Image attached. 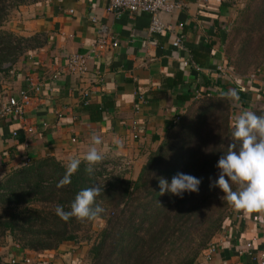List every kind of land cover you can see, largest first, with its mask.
<instances>
[{
    "label": "crops",
    "instance_id": "obj_1",
    "mask_svg": "<svg viewBox=\"0 0 264 264\" xmlns=\"http://www.w3.org/2000/svg\"><path fill=\"white\" fill-rule=\"evenodd\" d=\"M176 1L179 7L173 12L159 13L171 27L161 34L148 32L149 13L107 10L109 0H32L10 10L1 28L33 39L4 65L9 68L0 74V102L28 89L32 99L24 124L33 130H24L12 115L0 118V180L23 167L26 157L32 162L53 156L66 165L72 157L82 160L93 133L102 140L97 148L105 159H128L140 168L193 103L196 90L224 95L235 89V116L264 109V67L232 74L226 55L237 0ZM178 35L179 48L172 45ZM99 38L114 39L117 45L96 48ZM77 53L86 59L83 74L68 69V59ZM218 66L231 69L230 76L223 77ZM37 83L39 92L30 88ZM138 95L142 99L135 111ZM255 215L262 222L254 221ZM88 248L64 242L55 249L22 251L6 238L0 242V257L8 264H82ZM208 249L212 252L194 264H257L264 252V213L229 205Z\"/></svg>",
    "mask_w": 264,
    "mask_h": 264
},
{
    "label": "trees",
    "instance_id": "obj_2",
    "mask_svg": "<svg viewBox=\"0 0 264 264\" xmlns=\"http://www.w3.org/2000/svg\"><path fill=\"white\" fill-rule=\"evenodd\" d=\"M29 1L0 0V74L7 72L6 63L22 53L25 41L33 39L1 29L10 10ZM254 1L257 7L252 17H244H251L253 34H248L242 45L247 46L252 38V51L264 53V0ZM217 96L206 97L208 101L194 119L183 113L168 128L148 153L135 180L115 173L119 160L113 161L110 170L102 160L89 174L85 170L89 165L82 159L71 183L57 187L66 164L53 156L8 173L0 180V241L9 236L22 251L55 249L64 242L79 244L83 242L79 231L91 228L96 219H104L105 226L88 251L90 264H194L208 250L229 213L230 204L221 199L224 193L210 183L218 178V159L233 140L228 109L232 112L234 101L225 94ZM250 110L264 114L262 108ZM217 113L221 116L216 117ZM218 126H222L221 134ZM177 173L200 178L199 192H185L182 198L169 192L160 195L158 178L170 183ZM93 186H104L96 198L105 210L99 217H71L65 222L56 214L57 205L70 211L77 193ZM0 264L8 263H2L0 257Z\"/></svg>",
    "mask_w": 264,
    "mask_h": 264
},
{
    "label": "clouds",
    "instance_id": "obj_3",
    "mask_svg": "<svg viewBox=\"0 0 264 264\" xmlns=\"http://www.w3.org/2000/svg\"><path fill=\"white\" fill-rule=\"evenodd\" d=\"M225 96L233 101L239 100L235 89H229ZM233 121L232 143L227 146V152L218 159L216 167L219 169V175L210 183V187H218L224 193L221 199L237 210L264 213V114L257 115L254 111L244 110L234 116ZM91 143L92 146L83 157L89 165L85 169L89 174L104 158L97 148L102 144L100 136L93 133ZM114 143L117 147H122L119 138H114ZM80 164V158H69L66 171L58 181L57 187L69 185ZM158 179L160 195L169 192L181 198L185 192L198 193L201 184L200 178L184 173H177L170 183L163 177ZM102 192L104 186L82 189L71 203L70 211H65L62 205H57L56 214L65 222L71 217L93 220L105 211L96 203V198Z\"/></svg>",
    "mask_w": 264,
    "mask_h": 264
},
{
    "label": "built area",
    "instance_id": "obj_4",
    "mask_svg": "<svg viewBox=\"0 0 264 264\" xmlns=\"http://www.w3.org/2000/svg\"><path fill=\"white\" fill-rule=\"evenodd\" d=\"M178 7L179 4L177 3L176 0H109V6L107 10H115L117 13H120L122 11H129L130 13L147 12L150 15L148 32L161 34L165 31H170L171 27L162 21L159 13L173 12ZM116 45L117 42L114 39L99 38L94 44V47L103 49L106 46L115 47ZM172 45L177 48L181 47V35L175 36L174 40L172 41ZM68 69L70 71L79 74L85 73L87 70L85 57L79 53L71 55L70 58L68 59ZM218 69L220 73H222L223 77H226L228 75L227 69L221 66H218ZM56 76L57 75H53V77ZM29 81L31 82L30 79ZM30 88L33 89L35 92H39L41 89V85L37 83L31 85ZM220 94L221 92L215 93L212 91L196 90L193 96L196 99V98H204V97L220 95ZM136 98H137V103L134 105V109L135 111H138L142 97L138 95ZM31 99L32 97L28 93V89L19 91L18 96L7 97L5 101L0 102V118L10 115L17 117L19 121L23 123L22 125L23 129L26 130L27 132H32L33 127L26 126L24 124L25 108L30 104ZM17 134H18L17 131H14L12 133L13 136H16ZM132 136L133 138H136L137 134L133 133ZM119 161L120 162L115 167L117 170L122 168L123 160H119ZM29 163H30V158L26 157L24 164L27 165ZM113 167L114 166L112 165V167H107V168L110 170ZM253 220L256 222H262L261 218L258 215H255L253 217ZM247 245L249 247L250 243H248ZM208 252H212V249H208ZM13 262L14 260H12V263ZM25 262H29V260L25 259ZM257 264H264V252L259 255Z\"/></svg>",
    "mask_w": 264,
    "mask_h": 264
},
{
    "label": "rangeland",
    "instance_id": "obj_5",
    "mask_svg": "<svg viewBox=\"0 0 264 264\" xmlns=\"http://www.w3.org/2000/svg\"><path fill=\"white\" fill-rule=\"evenodd\" d=\"M237 8L235 12V18L230 24V27L228 28V40H227V45H226V52L228 56V63L232 67V74L237 72L238 74L240 73H246L248 72H255L258 69H261L264 67V53L263 51L260 50H253L252 51V38L247 46H243L242 42L245 39V37L249 34L252 36V30L250 29V23H251V17L252 13L254 12L255 8L257 7L256 2H252V0H237ZM253 11V12H252ZM248 14V17L251 16L248 20H245V16ZM7 19V18H6ZM2 29V28H1ZM250 29L249 32L247 30ZM256 39L257 37L254 36ZM256 43V42H253ZM228 71V75L230 76L231 74V69L226 68ZM220 96V95H219ZM217 96V97H219ZM210 99V98H209ZM208 101V98H196L194 99L193 103L189 106V108L186 110L184 115H187L188 118L194 119L196 116L198 109L202 107V105ZM234 110V109H232ZM228 112L230 114L229 117V123L231 126H233V113L231 112V108L228 109ZM221 113H217L216 117L221 116ZM221 122V117L220 121ZM218 122V124H219ZM216 130L221 134L222 131V126L216 127ZM106 163V167H112L114 164L113 159H103ZM145 162V161H143ZM130 160H123L122 161V168L115 170V173H119L124 175V177H128L131 180H135L137 178V175L141 169V167H136L133 166V164H130ZM139 168V169H138ZM111 173L113 171H110ZM112 173V174H115ZM111 174V175H112ZM218 189V188H217ZM219 192V191H218ZM105 226V220L104 219H96L91 228H83L81 231L78 233V238L81 239L83 242H81L82 245H87L91 246L92 242L94 239L97 237L99 231ZM6 238H10L9 236H5L0 242H3ZM87 238H90L87 240ZM12 241V239H11ZM13 242V241H12ZM15 245V243L13 242ZM80 244V243H79ZM88 248V251H89ZM84 260V259H82ZM82 264H90L89 256L87 253V256L85 260L82 262Z\"/></svg>",
    "mask_w": 264,
    "mask_h": 264
}]
</instances>
